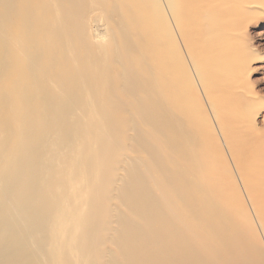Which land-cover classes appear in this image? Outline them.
Segmentation results:
<instances>
[{"label": "bare ground", "instance_id": "bare-ground-1", "mask_svg": "<svg viewBox=\"0 0 264 264\" xmlns=\"http://www.w3.org/2000/svg\"><path fill=\"white\" fill-rule=\"evenodd\" d=\"M257 6L0 0V264H264L186 107L201 94L242 139L228 147L264 223L236 35Z\"/></svg>", "mask_w": 264, "mask_h": 264}, {"label": "rangeland", "instance_id": "rangeland-1", "mask_svg": "<svg viewBox=\"0 0 264 264\" xmlns=\"http://www.w3.org/2000/svg\"><path fill=\"white\" fill-rule=\"evenodd\" d=\"M251 13L248 15V25L236 34L239 46L238 60L242 61L238 77L240 85H245L249 91L247 95L251 98L250 106L247 107L250 125L246 129L249 134L252 131L264 133V6L255 7ZM178 56L183 70L182 67L186 68L187 63L185 47L181 40L178 41ZM236 67L237 64H235V70ZM193 82L196 84L195 80ZM183 84L182 80L181 85L183 86ZM186 107L190 110L191 116L192 111L194 112L202 126L201 131L204 133L205 141L201 158L218 174L219 179H216V182L226 191L227 199L224 209L238 225L243 227L241 235L251 236L264 251V223L258 217L250 192L240 174L233 154V152L242 151L228 147L238 145L242 139L237 137L234 140L231 138L233 135H228L221 129V126L216 124L201 94L199 96L189 95ZM93 114L91 112L88 117ZM189 139L188 143L192 145V134ZM246 139L248 140L249 137ZM190 164L192 166V161Z\"/></svg>", "mask_w": 264, "mask_h": 264}]
</instances>
